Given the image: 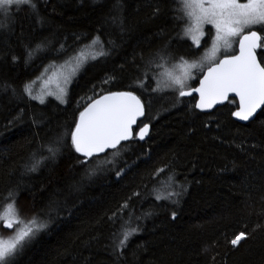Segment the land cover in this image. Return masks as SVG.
Returning a JSON list of instances; mask_svg holds the SVG:
<instances>
[{
	"label": "trees",
	"instance_id": "obj_1",
	"mask_svg": "<svg viewBox=\"0 0 264 264\" xmlns=\"http://www.w3.org/2000/svg\"><path fill=\"white\" fill-rule=\"evenodd\" d=\"M35 2L42 23L24 7L0 28V84L16 89L0 87V211L12 193L23 219L36 216L48 223L16 264H264V111L242 124L231 115L234 105L202 113L194 107L196 97L178 101L176 91L167 90L149 97L151 108L146 104L149 137L122 144L114 160L112 151L101 155L113 162L95 175L87 173L96 158L81 163L85 158L69 139L55 159L29 171L33 154L47 157L42 146L73 126L85 106L82 98L136 91L127 86L165 46L174 58L167 66L201 51L178 36L186 21L176 11L177 0ZM97 35L108 55L77 74L67 103L50 97L42 104L22 92L48 66L65 63ZM39 44L43 50L26 62L27 51ZM258 53L264 63L261 49ZM13 55L20 59L12 61ZM148 85L155 87L152 79ZM173 176V186L188 184L179 203L156 199L171 190ZM125 202L128 207L113 218ZM130 217L127 226L139 232L122 255L114 253V234ZM14 229L0 221L1 234ZM241 231L246 239L231 245Z\"/></svg>",
	"mask_w": 264,
	"mask_h": 264
},
{
	"label": "snow or ice",
	"instance_id": "obj_2",
	"mask_svg": "<svg viewBox=\"0 0 264 264\" xmlns=\"http://www.w3.org/2000/svg\"><path fill=\"white\" fill-rule=\"evenodd\" d=\"M177 3L180 7L176 11L180 12L186 21L185 27L178 34L180 39L190 38L193 47L199 48L204 37L205 25L213 26L214 36L211 38V47L205 50L204 55L199 60L192 61L179 57L178 67L181 72L179 75H174L167 68V64L174 58L170 55L168 46H165L147 62L141 77L127 86L136 91H113L99 95V98L92 96L82 98L85 106L79 112L73 126L62 137L42 146L48 153L47 157L41 156L35 159L36 154H33L34 163L29 167V171H36L45 159H55L64 139H69L72 149L85 158L80 161L81 163H87L88 160L96 158V167L90 168L87 173L89 176L95 175L101 165L113 162L107 159L102 160L100 154L112 150L114 160L121 154L122 142L136 138L145 139L150 126L141 118L146 116V104L151 108L152 100L149 97L170 89L176 91L178 101L180 97L198 93L199 99L194 107L201 111L213 109L225 102L234 105L235 111H232L231 115L241 121L253 119L258 110L264 111V63H261L257 57V50L261 49V58L264 59V43H262L264 38L260 32L253 30L259 27L261 32H264V0H244V2L241 0H177ZM24 7L36 15L37 23L43 22L39 18L35 0H0V17L3 18L0 20V28L7 27L3 21L13 20ZM156 12H159L158 8ZM113 43L108 41L109 45ZM234 43H238V54L229 52ZM96 45H99V50H96ZM43 48L44 45L39 44L28 50L26 62L40 53ZM222 51L224 54L221 57L219 54ZM107 55L104 41L97 35L88 45L77 50L74 56L65 61L67 64L75 60V64L70 73L62 77V86L61 83H57L56 91L33 96L31 84L26 83L22 92L33 99H39L42 104L45 95L55 96L61 103H67L65 97L72 78L88 63ZM18 59L20 57L11 56L14 62ZM153 68L159 71L153 72ZM196 71L203 73V78L198 81L199 87L192 88L189 82L195 79ZM111 79L110 77L103 83L107 84ZM149 79L154 81L155 87L148 85ZM0 87L5 90L11 89L13 93L16 91L8 83L0 84ZM137 91L140 95L136 94ZM142 96L145 99H142ZM138 121L143 125L142 127L138 125ZM163 171V168L159 169L157 175ZM169 180L168 188L171 190L167 191L165 196L157 195L156 199H169L178 204L179 198L187 192L188 184L187 182L177 183L173 186L171 181L174 180V176L169 177ZM133 195L138 196L139 193ZM9 198L11 202L3 207V211H0V221L4 222V227L7 229L16 227L11 237L7 239L0 237V264H16L17 257L23 253L26 246L48 227L47 221L36 216L27 220L23 219L16 207L14 194L9 193ZM127 207L128 204L125 202L117 213H113V218ZM151 214L148 212L145 215ZM175 215L173 212V219ZM130 222L131 217L129 221L122 224L120 232L114 234V253L119 252L122 255L129 239L139 232L138 227L127 226ZM244 239L246 234L241 231L230 243L237 246Z\"/></svg>",
	"mask_w": 264,
	"mask_h": 264
},
{
	"label": "rangeland",
	"instance_id": "obj_3",
	"mask_svg": "<svg viewBox=\"0 0 264 264\" xmlns=\"http://www.w3.org/2000/svg\"><path fill=\"white\" fill-rule=\"evenodd\" d=\"M241 2H244V0H241ZM209 28H211V29L208 32L211 33V38H212L214 36V28H213V26H211V25H205V27H204V34L205 35L208 34V32L206 31V29H209ZM211 38L209 40H206V42L202 44V49H201V51L197 55H194L190 59H185V60H188V61H192L194 59L195 60H199V58L204 55L205 50L211 47ZM238 39L239 38H237V40ZM236 44L237 43H234L233 44V48L231 50H229V52L230 51H233L235 49ZM96 50H97V47H96ZM85 51H86V54H87V51L88 50L86 49ZM219 55L220 56L223 55V51ZM74 64H75V60H71L67 64L63 62L61 65L60 64H57V65H50V66H48L40 74V76L32 82L31 87H32V93H33V95L39 96L42 93H47L49 91H56V85H57V83H61V86H62V77L64 75H67L68 73H70L71 68L74 66ZM178 65H179V62L176 63V64H173L172 63V64H169L167 66V68L169 70H171L174 75H179L180 72H181V69L178 67ZM205 66H207V65H205ZM202 74L203 73H200L199 71L194 72L195 79L194 80H191L189 82L191 87L194 86V84L197 83V81L200 79V77L202 76ZM76 76H74L72 78L71 82L69 83V85L67 87V94H68L69 88H70V86H71V84H72V82H73V80L75 79ZM170 90L173 91V89H170ZM50 97L56 98L55 96L45 95L44 96V101H46ZM65 99H66V97H65ZM37 100L40 101L39 99H37ZM25 220H27V219H25ZM15 227L16 226H14V228ZM13 234H14V232H13ZM13 234H9V233H7V234L6 233H2L1 234L0 233V237H3L5 239H7V238L11 237Z\"/></svg>",
	"mask_w": 264,
	"mask_h": 264
},
{
	"label": "water",
	"instance_id": "obj_4",
	"mask_svg": "<svg viewBox=\"0 0 264 264\" xmlns=\"http://www.w3.org/2000/svg\"><path fill=\"white\" fill-rule=\"evenodd\" d=\"M239 47V46H238ZM259 50V49H258ZM258 50H257V57H258V59H260L259 58V56H258ZM236 54H238V51H237V53ZM262 63V62H261ZM203 78V75L201 76V78L200 79H202ZM196 87H199V83L197 84V86H195V87H193V88H196ZM107 94V93H106ZM137 94V93H136ZM138 95V94H137ZM193 96H195L196 98H197V101H198V99H199V96H198V93H193V95L192 96H188V97H185V98H189V97H193ZM95 98H99V96H97V97H95ZM227 102H225L224 104H222V105H217L215 108H213V109H208V110H203V111H201L200 109H197L198 111H200V112H202V113H211L212 111H214L215 109H217V108H219V107H221V106H223V105H225ZM261 112V110H258V112H257V115L259 114ZM256 115V116H257ZM256 117H254L253 119H251V120H249V121H241V120H239L238 118H236V117H234L233 116V119L234 120H236V121H238V122H240V123H242V124H247V123H249L250 121H253L254 119H255ZM142 120H144L145 119V117H143V118H141ZM139 122L140 121H138V124H139ZM149 133H148V135L145 137V139L144 140H140V141H142V142H144L148 137H149V135H150V133H151V130H152V126L149 124ZM134 131H135V129H134ZM127 142H129V141H127ZM123 143H126V142H122V144ZM110 151H112V150H108V152H110ZM107 152V153H108ZM104 154H106V153H103V154H100V156L101 155H104Z\"/></svg>",
	"mask_w": 264,
	"mask_h": 264
},
{
	"label": "flooded vegetation",
	"instance_id": "obj_5",
	"mask_svg": "<svg viewBox=\"0 0 264 264\" xmlns=\"http://www.w3.org/2000/svg\"><path fill=\"white\" fill-rule=\"evenodd\" d=\"M211 28H209V29H206V31L208 32L209 30H210ZM253 30H256V31H258V32H260V34H261V36H262V38H264V32H261V30H260V28L259 27H256V28H254ZM213 36V35H212ZM211 38V33H209L208 32V34L207 35H205L204 34V37H203V39L201 40V44H200V49H202V44L203 43H205L206 42V40H209ZM264 42V39H262V43ZM260 50V49H259ZM259 50H258V52H259ZM237 51H238V43L236 44V47H235V49L233 50V51H230V54L231 53H237ZM224 54V53H223ZM223 55H221V57H222ZM258 56H259V53H258ZM203 75V74H202ZM201 78V77H200ZM200 80V79H199ZM198 80V81H199ZM197 84H198V82L196 83V84H194V86H192V88L193 87H195V86H197ZM193 97H195V96H193ZM196 102H197V98H196ZM145 123H148L149 124V122H147L146 120H143ZM139 126H143L142 124H140V122H139V124H138ZM135 131H136V129H135Z\"/></svg>",
	"mask_w": 264,
	"mask_h": 264
},
{
	"label": "bare ground",
	"instance_id": "obj_6",
	"mask_svg": "<svg viewBox=\"0 0 264 264\" xmlns=\"http://www.w3.org/2000/svg\"><path fill=\"white\" fill-rule=\"evenodd\" d=\"M151 125V124H150ZM127 143V142H126ZM124 144V143H123Z\"/></svg>",
	"mask_w": 264,
	"mask_h": 264
}]
</instances>
